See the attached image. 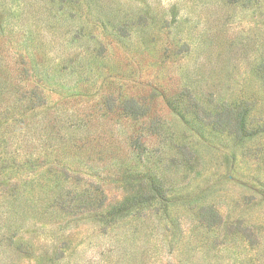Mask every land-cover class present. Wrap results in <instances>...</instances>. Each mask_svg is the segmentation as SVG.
<instances>
[{"label":"rangeland","instance_id":"rangeland-1","mask_svg":"<svg viewBox=\"0 0 264 264\" xmlns=\"http://www.w3.org/2000/svg\"><path fill=\"white\" fill-rule=\"evenodd\" d=\"M0 264H264V0H0Z\"/></svg>","mask_w":264,"mask_h":264},{"label":"trees","instance_id":"trees-1","mask_svg":"<svg viewBox=\"0 0 264 264\" xmlns=\"http://www.w3.org/2000/svg\"><path fill=\"white\" fill-rule=\"evenodd\" d=\"M91 186V185H90ZM93 190V195L92 194H80L79 195V201L81 200L82 204H84V206H90L93 204H96L95 208L99 209V211H104V208L106 210V206H104V201H103V191L101 189V187L99 185H95L92 187ZM72 195V192L70 191L69 194L67 196ZM103 213V212H102ZM118 214V213H115Z\"/></svg>","mask_w":264,"mask_h":264}]
</instances>
